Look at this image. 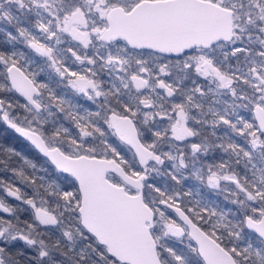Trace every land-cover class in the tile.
<instances>
[{
	"label": "snow or ice",
	"instance_id": "6c2138e0",
	"mask_svg": "<svg viewBox=\"0 0 264 264\" xmlns=\"http://www.w3.org/2000/svg\"><path fill=\"white\" fill-rule=\"evenodd\" d=\"M0 264H264V0H0Z\"/></svg>",
	"mask_w": 264,
	"mask_h": 264
},
{
	"label": "trees",
	"instance_id": "16d2710c",
	"mask_svg": "<svg viewBox=\"0 0 264 264\" xmlns=\"http://www.w3.org/2000/svg\"><path fill=\"white\" fill-rule=\"evenodd\" d=\"M9 142L12 143L14 146H16L18 149L25 151V146H24L23 142L13 140L11 137H9Z\"/></svg>",
	"mask_w": 264,
	"mask_h": 264
}]
</instances>
